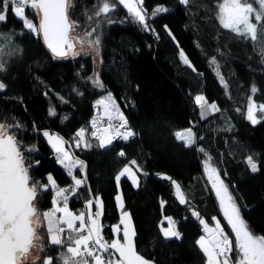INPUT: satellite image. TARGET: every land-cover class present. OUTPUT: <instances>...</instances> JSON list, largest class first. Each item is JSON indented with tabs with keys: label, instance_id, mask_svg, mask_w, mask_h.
Returning a JSON list of instances; mask_svg holds the SVG:
<instances>
[{
	"label": "trees",
	"instance_id": "trees-1",
	"mask_svg": "<svg viewBox=\"0 0 264 264\" xmlns=\"http://www.w3.org/2000/svg\"><path fill=\"white\" fill-rule=\"evenodd\" d=\"M72 3V17L80 24L78 31L100 21L92 35L100 41L98 72L103 88L93 84L95 64L91 55L54 59L42 38L22 29L11 12L7 22L0 23V32L17 33L12 43L21 49L0 72V81L6 85L0 92V123L18 122L20 129H13L17 131L16 139L35 149L24 153L33 164L30 176L45 183L50 174L60 187L73 183L57 165L43 132L57 134L73 157L86 166L75 172L86 181L77 193L78 199L74 197L68 203L74 212L90 196L96 210L98 197L103 203L100 223L112 238V228L120 222L117 196L121 192L124 210L134 223L137 251L143 257L153 264H206L197 244L202 229L192 211H198L211 225L219 220L229 231L204 170L207 154L249 227L254 234L264 235V119H259V111L258 123L246 118V102L253 85L257 89L252 97L256 105L264 103V56L253 42L219 25L217 0H190L187 10L179 0H144L143 7L149 13L157 6L169 9L148 21L154 32L133 23L118 3L115 11L108 14L111 23L93 15L99 0ZM88 16L93 19L89 21ZM29 18L39 23L34 14ZM184 57L191 67L184 63ZM213 58L228 85L227 93L215 65L210 63ZM109 93L135 135L128 142L117 140L105 150L90 134L94 105ZM196 96H203L209 104L214 102L220 111L201 119ZM50 109L55 110L54 116L49 114ZM99 114L102 109L97 106L96 116ZM189 127L196 134V143L186 147L175 133ZM81 128L91 147H75L76 133ZM121 150L125 157L117 155ZM249 155L258 164L259 171L255 173L245 163ZM133 160L141 169L137 189L126 177L119 182L115 179ZM162 174L182 186L187 198L185 207L176 200L171 182L158 179ZM52 196L51 191L45 192L43 198L38 194L37 207L50 209ZM166 218L175 222L180 239L164 238L161 229L169 226ZM42 242L45 247L41 260L47 255L57 264V246L50 245L48 236H43Z\"/></svg>",
	"mask_w": 264,
	"mask_h": 264
},
{
	"label": "snow or ice",
	"instance_id": "snow-or-ice-1",
	"mask_svg": "<svg viewBox=\"0 0 264 264\" xmlns=\"http://www.w3.org/2000/svg\"><path fill=\"white\" fill-rule=\"evenodd\" d=\"M189 2L190 0H179L186 10ZM117 3L123 6L132 22L140 25L145 31L154 32L148 21L169 11L165 6H157L149 13L143 7L144 0H115V2L99 0L97 11L93 15L97 18L103 17L105 21L111 23L108 14L115 11ZM253 4L257 7L254 8ZM216 7L219 25L244 40H251L253 46L264 56V0H217ZM74 11L75 5L72 0H0V23H6L11 12L13 19L20 22L22 29L42 38L54 59L65 58L69 54L75 57L81 54L85 45L89 47L99 45L98 36L92 39L89 37H92L100 21L97 20L96 24L88 29L78 31L80 24L72 17ZM32 14L39 17L38 24L29 18ZM87 19L91 21L93 16H88ZM165 29L167 31V26ZM15 35H17L15 32H0V72L6 70L9 58L21 51L12 43ZM181 56L183 57L182 52ZM183 59L184 63L191 67L187 58ZM210 63L215 65L214 70L227 93L228 85L219 72V65L214 58ZM93 84L103 88L98 78L93 80ZM5 88L6 85L0 81V91ZM256 91L253 85L252 95L246 102V118L253 124L259 122L257 111L261 113L259 119H264V103L257 106L252 98ZM195 104L200 108L201 119H207L213 112L220 111L214 102L209 104L203 96H196ZM96 105L103 108L102 118H106V123L103 125H100L97 119L91 121V127L95 129L91 136L98 141L100 148L108 149L113 145L114 140L128 141L135 135L110 93L97 100ZM236 110L240 111L239 108ZM49 114L54 116L55 110L50 109ZM20 127L18 122L14 125L0 123V264H37L38 260L40 264H53L51 256L45 255L41 260L37 255L43 252L45 247L42 242L43 236L49 237L50 245L57 246V264H153L137 251L135 231L131 218L126 212H122L119 224L113 229V237L105 239L99 219L103 215V203L98 197L95 216L92 215L91 196L86 203L87 212L73 213L69 210V197L75 195L77 189L86 181V177L78 178L74 174V169L79 167L83 171L86 166L83 161L74 158L72 153L65 149L66 142L63 138L54 137L47 131L43 132L58 153L57 161L67 170V175L73 183L60 187L50 174L47 175L45 183L30 176L33 164L24 153H31L35 149L22 145L16 139ZM76 137L78 139L74 138L75 147L81 145L91 147L85 139V129L81 128L76 133ZM175 137L183 141L186 147L196 143V134L192 127L177 131ZM22 148L24 151L21 150ZM199 150L204 151L202 148ZM117 155L125 157V152L121 150ZM205 156L204 170L207 179L219 200L223 217L232 233V236H229L219 220H215L214 226L210 227L200 217L198 211H192V215L203 225L204 234L197 240V244L206 258V264H264V235L254 234L243 218L240 206L230 192L229 186L221 178L219 170L212 165V158L207 154ZM245 163L251 172L259 171L252 155L246 158ZM130 164L135 165L137 171H133V168L126 164L115 179L119 182L121 177L127 176L134 185H138L137 172L141 169L135 160ZM164 179L171 178L164 177ZM172 184L175 185L180 203H187L180 185L175 181H172ZM49 191L53 193L52 207L48 210H40L37 207L38 194L43 198L44 193ZM117 199L120 201V208L123 209L121 198L117 197ZM166 219L169 227L161 229L164 238L180 239L181 234L175 222L171 218ZM61 234H64L63 239Z\"/></svg>",
	"mask_w": 264,
	"mask_h": 264
},
{
	"label": "rangeland",
	"instance_id": "rangeland-1",
	"mask_svg": "<svg viewBox=\"0 0 264 264\" xmlns=\"http://www.w3.org/2000/svg\"><path fill=\"white\" fill-rule=\"evenodd\" d=\"M253 7L254 8H256L257 7V5L256 4H253ZM92 38H95V36H93L92 35V37H89V39H92ZM78 47V49H79V46H77ZM81 53H83V54H89V55H91L92 57H93V59H94V64H95V78H94V80H96L97 78L99 79V67H100V63H101V57H100V46L99 45H97V46H93V47H89V46H87V45H85V47H84V49L81 51ZM69 57H72V55L71 54H69ZM215 112H213L212 114H214ZM94 119H96V117L94 118ZM106 123V122H105ZM104 123V124H105ZM186 130V129H185ZM94 131V129H92L91 130V133ZM182 131H184V130H182ZM50 134H52L54 137H57L58 135L57 134H53V133H50ZM91 135V134H90ZM59 137V136H58ZM92 137V136H91ZM87 138V136H86V133H85V139ZM46 140H47V142H48V138L46 137ZM116 140H118V139H116ZM48 144H49V146L51 147V149L53 150V152H54V154H55V158H56V161H57V156H58V153L56 152V150L52 147V145L48 142ZM64 147H65V149H67V150H69L68 149V147H67V145H66V143H65V145H64ZM70 151V150H69ZM57 165L59 166V167H61L66 173H67V170L63 167V165H61L58 161H57ZM216 167V166H215ZM217 169H218V167H216ZM77 170H81L79 167H77V168H75L74 169V174H75V172L77 171ZM219 170V169H218ZM220 172V171H219ZM220 176H221V174H220ZM222 178V177H221ZM117 197H120L121 198V200H123V198H122V194H121V192L118 194V196ZM218 199V198H217ZM118 200V199H117ZM219 201V200H218ZM119 204V203H118ZM68 207H69V209H70V206L68 205ZM92 212H93V208H92ZM227 223V222H226ZM169 227V226H168ZM223 227V226H222ZM224 228V227H223ZM228 229H229V231H230V233H231V230H230V228L228 227ZM224 230H225V232H227L228 234H229V236H232V233L230 234L229 233V231L228 230H226L225 228H224ZM40 253L41 252H39V253H37V255H39L40 256Z\"/></svg>",
	"mask_w": 264,
	"mask_h": 264
},
{
	"label": "water",
	"instance_id": "water-1",
	"mask_svg": "<svg viewBox=\"0 0 264 264\" xmlns=\"http://www.w3.org/2000/svg\"><path fill=\"white\" fill-rule=\"evenodd\" d=\"M45 45V44H44ZM46 46V45H45ZM47 48V47H46ZM50 51V50H49ZM51 53V52H50ZM69 56V55H68ZM67 56V57H68ZM67 57H65V58H57V59H66ZM95 105H96V103H95ZM102 108V107H101ZM102 117H103V108H102ZM103 119V121H105L106 122V118H102ZM117 140H114L113 141V145L115 144V142H116ZM113 145L112 146H110V148H112L113 147ZM110 148H108V149H110ZM108 149H105V150H108ZM132 167H134V169H136V166L135 165H131ZM137 171V170H136ZM138 173H140V171H138ZM164 177H170V176H168V175H166V174H162V175H159L158 176V179L159 180H162V181H168V182H171V185H172V187H173V190H174V195H175V198H176V200L178 201V203L181 205V206H183V207H185L186 205H187V203H184V204H181L180 203V201H179V197L177 196V194H176V190H175V185H173L172 184V181H175L177 184H179V182L178 181H176V180H173L171 177V179L169 180V179H164ZM180 185V184H179ZM180 188H181V191L183 192V194H184V196H185V193H184V190H183V188H182V186L180 185ZM185 199H186V201H187V198H186V196H185ZM193 218H195L196 220H198L195 216H193ZM208 224H209V226L211 227V226H214V225H211L205 218H203ZM199 221V220H198ZM199 224H200V226H201V229H202V234H204L203 233V225L199 222Z\"/></svg>",
	"mask_w": 264,
	"mask_h": 264
},
{
	"label": "built area",
	"instance_id": "built-area-1",
	"mask_svg": "<svg viewBox=\"0 0 264 264\" xmlns=\"http://www.w3.org/2000/svg\"><path fill=\"white\" fill-rule=\"evenodd\" d=\"M96 107H97V105H94V118H95V116H96ZM94 118H93V119H94ZM93 119H92V120H93ZM92 129H93V128H92ZM94 131H95V129H94ZM133 138H134V136H133V137H130L129 140H131V139H133ZM129 140H128V141H129ZM128 141H124V142H128ZM84 185H85V184H84ZM84 185H82V186H84ZM82 186H81V187H82ZM81 187H80V188H81ZM80 188L77 189V192H76L75 195H71V196L69 197V201H68V203L72 202L74 197H76V199H78L77 193L80 191ZM81 211H85V212H87L86 204H83L81 207H79V208L76 210L77 213H79V212H81ZM92 215H93V216L96 215V210H93ZM99 219H100V218H99ZM102 227H103V235H104L105 239H110V237L107 235V227H106V226H103V225H102ZM78 259H79V258H78Z\"/></svg>",
	"mask_w": 264,
	"mask_h": 264
},
{
	"label": "crops",
	"instance_id": "crops-1",
	"mask_svg": "<svg viewBox=\"0 0 264 264\" xmlns=\"http://www.w3.org/2000/svg\"><path fill=\"white\" fill-rule=\"evenodd\" d=\"M1 92V91H0ZM129 166H131V165H129ZM132 167V166H131ZM133 168V171H136L135 169H134V167H132ZM137 176H138V172H137ZM126 178H128L129 180H130V182L132 183V181H131V179L129 178V177H127V176H125ZM122 178H124V177H121V179ZM120 179V180H121ZM119 180V181H120ZM139 183H140V180H139V176H138V185H134L133 183H132V185L137 189L138 188V186H139ZM118 206H119V210H120V212H121V215H120V219L122 218V212H126L129 216H130V218H131V224H132V227L134 228V223H133V220H132V217H131V215H130V213L129 212H127V211H125L124 210V204H123V209H121L120 208V201H118ZM122 203H123V200H122ZM70 211H72L73 213H77V212H74L71 208L69 209ZM123 226L121 225V228H122ZM115 228V226L112 228V237H113V229ZM134 231H135V228H134ZM63 236H64V234H61V238L63 239ZM135 239V238H134Z\"/></svg>",
	"mask_w": 264,
	"mask_h": 264
},
{
	"label": "bare ground",
	"instance_id": "bare-ground-1",
	"mask_svg": "<svg viewBox=\"0 0 264 264\" xmlns=\"http://www.w3.org/2000/svg\"><path fill=\"white\" fill-rule=\"evenodd\" d=\"M100 108H101V107H100ZM101 109H102V108H101ZM96 119L98 120V123H99L100 125H103L104 122H105V121H103V119H102V114L97 115V116H96Z\"/></svg>",
	"mask_w": 264,
	"mask_h": 264
}]
</instances>
